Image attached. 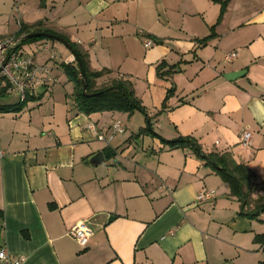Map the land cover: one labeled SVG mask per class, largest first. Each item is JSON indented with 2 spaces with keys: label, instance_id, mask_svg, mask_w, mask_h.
<instances>
[{
  "label": "crops",
  "instance_id": "1",
  "mask_svg": "<svg viewBox=\"0 0 264 264\" xmlns=\"http://www.w3.org/2000/svg\"><path fill=\"white\" fill-rule=\"evenodd\" d=\"M2 18L0 37L38 24L62 35L90 71H108L96 87L128 81L144 110L79 112L73 92L56 87L74 54L54 41L50 60L37 48L44 40L25 43L54 82L20 111L0 112V245L11 259L264 264V212L241 214L194 148L142 133L149 121L163 139L192 137L204 154L229 153L254 174L253 198L264 194V0H0ZM3 88L1 98L10 93L0 79ZM124 116L122 134L109 145L97 140ZM98 152L103 161L92 164ZM200 192L212 196L198 201ZM74 225L90 232L84 248L68 235Z\"/></svg>",
  "mask_w": 264,
  "mask_h": 264
},
{
  "label": "trees",
  "instance_id": "2",
  "mask_svg": "<svg viewBox=\"0 0 264 264\" xmlns=\"http://www.w3.org/2000/svg\"><path fill=\"white\" fill-rule=\"evenodd\" d=\"M33 32H48L54 35H59L49 29L43 28L41 24H38L31 30L21 26L16 35L25 37ZM59 36L64 38L62 35ZM41 39L46 38L24 39L23 42H33ZM70 45L74 51L76 63H61L60 67L74 85L73 98L79 112L87 115L103 111H118L128 114L133 113L135 110L144 112L143 107L134 97L132 86L128 81L114 79L111 81L110 85L99 88L96 87L95 81L101 76L107 74L108 71H90L87 68L86 54L76 48L72 43H70ZM83 77L86 79L87 93H95V96L87 97L83 95ZM1 90L0 95L4 96L6 94V89L3 88ZM172 93L173 89L167 91L166 97L162 103V109L166 108V102ZM33 99L34 97H31L28 100ZM25 102L19 101L11 105H0V112L20 111ZM149 128L146 127L142 129V133L154 135L151 126ZM159 140L163 145H168L170 147L190 146L194 148L195 152L200 157L204 158L206 164H208L213 171L221 177L223 182L227 184L229 194L234 196L241 205V214L250 218H255L260 213L264 212V194L259 195L256 198H253L252 196L256 185L254 174L244 164L236 163L229 153L220 154L212 152L204 154L200 151L198 144L192 137H180L176 140H166L159 137ZM255 239L257 240V238Z\"/></svg>",
  "mask_w": 264,
  "mask_h": 264
},
{
  "label": "built area",
  "instance_id": "3",
  "mask_svg": "<svg viewBox=\"0 0 264 264\" xmlns=\"http://www.w3.org/2000/svg\"><path fill=\"white\" fill-rule=\"evenodd\" d=\"M24 36L11 35L0 37V79L6 83L9 93H16L20 102H25L29 98L36 95L41 89L49 88L54 82L50 72V68L46 64L39 63L35 56L24 50ZM152 41L145 40L144 45L150 46ZM37 48L47 53L50 60L57 58V52L52 48L47 40L37 44ZM235 55L230 53L226 58L231 59ZM71 61H66L71 63ZM90 130L96 131L97 127L94 123L88 125ZM124 132V126L121 121L114 120L107 127L97 133V140L109 145L110 142L118 135ZM251 133L244 130L240 137V145L247 147L250 143ZM212 195L207 192H200L198 201L210 198ZM71 236L80 247H86L90 232L82 225H74L68 230ZM25 256H19L11 259L6 249L0 245V264H22Z\"/></svg>",
  "mask_w": 264,
  "mask_h": 264
},
{
  "label": "rangeland",
  "instance_id": "4",
  "mask_svg": "<svg viewBox=\"0 0 264 264\" xmlns=\"http://www.w3.org/2000/svg\"><path fill=\"white\" fill-rule=\"evenodd\" d=\"M4 24H6L5 23V19H1L0 20V28H2L1 26L2 25H4ZM9 24L10 25H13V21H11L10 19H9ZM41 40H47L48 42H49V44H53L54 43V41H52V40H49V39H41ZM57 43V42H56ZM59 47H60V44L58 43L57 44ZM23 48H24V50H26L27 52H29V53H31V54H33V52H32V50H33V48H31L30 47V44H24V46H23ZM34 51V50H33ZM65 77H66V80H65V82L63 83V79L61 80L60 79V86H56L57 87V89H58V93L59 94H62V96L63 95H66L68 92L70 93H72L73 92V88H74V85H73V83H72V81H70L68 78H67V76L65 75ZM58 82V83H59ZM63 85V86H62ZM41 91H43L42 89L39 91V92H41ZM56 93V92H55ZM11 98H15V99H17V102L19 101L18 100V95L15 93H10V94H7L6 95V97L5 98H1L0 97V100L1 99H4V100H9V99H11ZM34 100V99H33ZM33 100H28V101H26L25 102V104L23 105V107L24 106H26L27 104H30L31 103V101H33ZM34 102V101H33ZM36 102V101H35ZM32 104H34V103H32ZM36 104V103H35ZM95 114V113H94ZM96 116H94V118H92L94 121L96 120ZM121 120L125 123L123 126L124 127H128V118H127V116H124V117H121ZM123 124V123H122ZM146 125H147V122H146ZM151 130H152V128H151Z\"/></svg>",
  "mask_w": 264,
  "mask_h": 264
},
{
  "label": "water",
  "instance_id": "5",
  "mask_svg": "<svg viewBox=\"0 0 264 264\" xmlns=\"http://www.w3.org/2000/svg\"><path fill=\"white\" fill-rule=\"evenodd\" d=\"M40 37H44L46 39L59 42L62 45H64L72 54H74V51H73L70 43L67 42L65 39H63L62 37H60L58 35H54V34H51V33H48V32H33V33H30V34L26 35L24 37V39H32V38H40ZM82 93H83V95H85L87 97H91V96H95L96 95L95 93H87L85 77H83ZM146 127H148V128L150 127V122L149 121H147ZM151 136H155V137H157L159 139V136L157 134H155V133H154V135H151ZM102 161H103V153L102 152H98L90 160V162L92 164H99Z\"/></svg>",
  "mask_w": 264,
  "mask_h": 264
}]
</instances>
